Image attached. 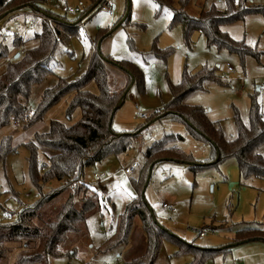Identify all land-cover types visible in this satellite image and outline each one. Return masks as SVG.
Masks as SVG:
<instances>
[{"label": "rangeland", "instance_id": "rangeland-1", "mask_svg": "<svg viewBox=\"0 0 264 264\" xmlns=\"http://www.w3.org/2000/svg\"><path fill=\"white\" fill-rule=\"evenodd\" d=\"M107 1L114 11L113 17L97 8L82 20L75 36L64 38L56 45L50 66L52 74L31 91L27 104L29 117L36 113L43 93L56 86L59 79L74 80L87 71L96 49L94 45L101 33L106 36L99 41L104 56L132 62L144 74V92H140L138 86H133L113 119L112 127L118 133L133 132L151 122L157 111H164L173 98L169 82L178 84L184 70L195 73L207 68L221 80L205 82L203 89L191 94L186 103L203 107L211 121L220 123L227 140L237 135L236 114L244 125H249L253 98L264 114V0H249V7L262 10L247 14L230 27L232 38L244 41L253 53L244 58L226 49L208 46L199 32L192 36L191 45H186L182 27L172 24L173 13L169 6L163 4L166 0ZM168 1L176 9L180 7L181 0ZM240 2L236 0L237 5ZM89 6V0H47L44 7L49 12L68 15L69 19H73L74 16L66 13L69 8L79 7L85 11ZM212 6L225 10L226 2L190 0L185 12L191 17H198L203 10H209ZM29 14V10H23L0 21V41L9 53V57L0 63V78L12 58L35 47L34 38L43 31L42 20ZM48 14H45L46 18L60 30L59 35L73 29L75 22ZM125 18L126 22L115 28ZM16 37H21L24 44L16 46ZM60 38L63 39L61 35ZM153 48L170 50L171 55L167 60L157 59L151 54ZM226 64L233 67V73L227 74ZM106 76L112 91L125 88L128 77L125 71L107 63ZM86 89L98 94L95 82L89 83ZM70 101L71 97L62 99L32 127L11 123L0 128V143L4 138L11 137L12 145L17 147L16 153L0 162V226L17 223L23 210L37 200V192L28 174L29 151L22 145L35 142L38 134L49 130L52 121L66 126L76 124L81 118V111L78 109L68 117ZM168 135L182 137L174 145L192 160L182 163L162 158L151 164L143 192L145 201L157 223L181 243L166 239L156 264H194L198 254L204 250L220 252L203 264H264V241L231 247L235 244L236 231L242 226L258 228L264 233V179L242 181L235 160L218 167L207 166L193 171L191 167L196 164L191 163L209 162L211 146L194 139L185 124L169 117L155 121L145 129L126 154L108 157L85 169L84 182L96 187L105 202L88 219L78 236L69 237L66 252L70 251L71 254L54 258L52 264H128L144 253L146 238L139 218L134 221L128 245L111 250H106V247L114 240L119 219L128 204L138 197L134 182L139 180L146 165L145 152L153 142ZM257 151L264 159V144ZM52 154L40 148L39 167L47 163ZM133 164H137L138 168L126 175L125 168ZM95 174L101 176V181L94 178ZM60 185L50 182L44 186L43 192L48 194ZM69 194L65 192L61 200L65 201ZM165 203L175 208L176 213L171 214L163 209ZM202 230L206 234L200 237L198 232ZM22 244H8V253L0 259V264H17Z\"/></svg>", "mask_w": 264, "mask_h": 264}, {"label": "trees", "instance_id": "trees-1", "mask_svg": "<svg viewBox=\"0 0 264 264\" xmlns=\"http://www.w3.org/2000/svg\"><path fill=\"white\" fill-rule=\"evenodd\" d=\"M106 1L89 0L88 9L69 19L68 15L60 16L47 11L44 7L47 0H0V21L20 11L29 10L30 16L35 19L40 18L43 22L42 33L34 38L35 47L24 50L18 58H12L0 78V128L24 117L27 118L25 127H32L66 97H71L67 107L68 117L78 109L81 111V118L76 124L66 126L61 122L52 121L49 130L38 134L35 142L22 145L29 151L28 174L37 192V200L34 205L23 210L17 223L0 226V259L8 253L7 245L10 243H23L17 264H52L54 258L64 254L70 255V251L66 252V242L69 237L78 236L85 228L88 219L99 211L105 202L96 187L84 182L85 169L108 157L126 154L145 129L164 117L185 124L194 139L210 144L209 162L191 163L196 164L191 167L193 171L202 170L207 166L218 167L224 162L235 160L242 181L251 178L264 179V159L257 151L264 144V114L255 98L252 99L248 126L244 125L236 114L238 131L236 137L231 140L225 138L220 123L211 121L203 107L186 103L191 94L203 89L205 82L221 81L207 68L195 73L184 70L178 84L169 82L173 98L164 111H157L154 114L151 122L133 132L115 131L112 127L113 119L124 104L130 89L138 86L139 91L144 92V74L132 62L116 61L104 56L99 48V41L106 37L102 33L96 46L94 45L96 49L87 71L74 80L59 79L56 86L43 93L33 117L28 116L27 104L33 87L43 83L52 74L50 66L54 60L56 45L64 38L75 36L82 20ZM189 1L181 0L178 9L168 0L163 3L169 6L173 13L172 24H179L182 27L186 45L190 46L192 36L199 32L205 37L208 46L220 50L226 49L231 53L239 54L242 58L253 54L244 41L234 40L224 28L238 23L247 14L260 12L262 9L249 7V0H241L239 5L236 4V0H225V10L212 6L209 10H203L198 17H191L185 12ZM44 13L75 22L73 29L64 34L60 33L63 39L57 42L52 33V26ZM66 13L68 14V10ZM121 22L115 28L123 25L126 20ZM14 44L19 47L24 41L21 37H16ZM151 54L157 59L167 60L171 51L153 48ZM8 57L9 53L0 41V63ZM107 63L126 72L127 84L123 90L110 89L106 76ZM91 82L96 83L98 94L86 89ZM179 140H182V137L168 135L153 142L145 152L146 165L141 171L139 180L134 182L138 197L128 204L119 219L114 240L106 247V250H111L128 245L134 221L139 218L146 238V249L141 256L132 259L128 264H156L161 246L166 239L180 243L167 229L157 223L143 194L151 164L156 160L170 158L182 163L192 160L174 145ZM40 148L53 153L48 157V162L41 167L38 165ZM16 152L17 147L12 145L11 137L4 138L0 143V162ZM50 182H58L61 185L45 194L43 188ZM65 192L70 194L65 201H62L61 197ZM259 241H264V233L261 229L242 226L236 231L235 244L231 247ZM217 252L220 251L204 250L201 254L197 253L194 264H203L207 259L213 258Z\"/></svg>", "mask_w": 264, "mask_h": 264}, {"label": "built area", "instance_id": "built-area-1", "mask_svg": "<svg viewBox=\"0 0 264 264\" xmlns=\"http://www.w3.org/2000/svg\"><path fill=\"white\" fill-rule=\"evenodd\" d=\"M101 10L105 11L110 17H113L114 16V11L113 9L110 7V3L109 1H106L101 7H100ZM82 12V9L79 8V7H72V8H69L68 9V14L76 17L78 15H80ZM48 20V19H47ZM48 22H50L48 20ZM52 22H50L51 24ZM15 26H17V24L15 23ZM52 26V33L55 35L56 37V41L57 42H60L61 41V38H60V35H59V29L54 27L53 24H51ZM226 71H227V74H230V73H233V67L230 65V64H226ZM142 118H146L145 115H141ZM27 122V118L24 117L23 119L21 120H17L15 121L13 124L15 126H18L20 124H25ZM138 168V165L137 164H133L131 167H128V168H125L124 172L126 175H130L132 173L135 172V170ZM94 178L97 180V181H101V176H99L98 174H95L94 175ZM163 209L165 210H168L171 214H175L176 213V210L175 208L173 207H170L168 204H163ZM198 234L200 235V237H203L205 236L206 232L204 230L198 232Z\"/></svg>", "mask_w": 264, "mask_h": 264}, {"label": "crops", "instance_id": "crops-1", "mask_svg": "<svg viewBox=\"0 0 264 264\" xmlns=\"http://www.w3.org/2000/svg\"><path fill=\"white\" fill-rule=\"evenodd\" d=\"M230 27H231V26H229V27H225V28H224V31H226L227 33L230 34V31H229V30H230ZM230 35H231V34H230ZM231 37H232V36H231Z\"/></svg>", "mask_w": 264, "mask_h": 264}, {"label": "water", "instance_id": "water-1", "mask_svg": "<svg viewBox=\"0 0 264 264\" xmlns=\"http://www.w3.org/2000/svg\"><path fill=\"white\" fill-rule=\"evenodd\" d=\"M127 16H126V18H127ZM126 18L121 23H123L126 20ZM99 44H101V42ZM99 48H100V46H99ZM18 57H19V54L16 56V58H18Z\"/></svg>", "mask_w": 264, "mask_h": 264}, {"label": "snow or ice", "instance_id": "snow-or-ice-1", "mask_svg": "<svg viewBox=\"0 0 264 264\" xmlns=\"http://www.w3.org/2000/svg\"><path fill=\"white\" fill-rule=\"evenodd\" d=\"M129 195H131V193H129Z\"/></svg>", "mask_w": 264, "mask_h": 264}]
</instances>
